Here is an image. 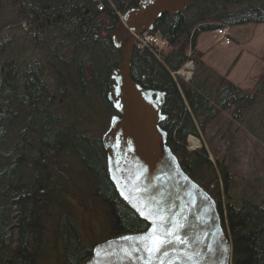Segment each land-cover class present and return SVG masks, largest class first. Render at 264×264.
<instances>
[{
    "label": "trees",
    "instance_id": "16d2710c",
    "mask_svg": "<svg viewBox=\"0 0 264 264\" xmlns=\"http://www.w3.org/2000/svg\"><path fill=\"white\" fill-rule=\"evenodd\" d=\"M111 1L120 12L138 3ZM99 3L0 0V264L84 261L93 244L84 240L78 211L91 206H107L105 239L147 228L108 178L101 135L116 114L108 94L120 57L110 37L99 36L111 18ZM258 23L264 0H190L186 10L154 23L166 50H134L130 59L133 81L165 93L166 143L217 202L231 264H264V198L235 193V160L217 157L219 143L232 142L224 115L264 137V72L254 89H243L205 64L196 40L216 28ZM188 61L191 78L176 81L171 72ZM200 135L212 151L187 149V138Z\"/></svg>",
    "mask_w": 264,
    "mask_h": 264
},
{
    "label": "water",
    "instance_id": "95a60500",
    "mask_svg": "<svg viewBox=\"0 0 264 264\" xmlns=\"http://www.w3.org/2000/svg\"><path fill=\"white\" fill-rule=\"evenodd\" d=\"M189 3L138 0L115 23L107 17L112 28L106 36L120 61L111 71L108 94L116 114L110 117L101 143L110 182L147 228L95 244L80 264H231L232 245L215 199L184 172L166 143V131L160 126L166 118L162 111L165 93L142 87L130 75L136 36L155 34L157 20L183 11ZM141 211H151V215L146 217ZM154 226L158 235L170 241L159 252H148V241L124 239L142 237Z\"/></svg>",
    "mask_w": 264,
    "mask_h": 264
},
{
    "label": "rangeland",
    "instance_id": "374dc122",
    "mask_svg": "<svg viewBox=\"0 0 264 264\" xmlns=\"http://www.w3.org/2000/svg\"><path fill=\"white\" fill-rule=\"evenodd\" d=\"M104 5L105 7L108 6V9L116 11L117 17L118 15L119 18L121 17L123 11L118 12L117 9L112 8L113 4L111 0H100L98 7ZM4 15L7 16V21L10 22L12 13L9 6L5 10ZM113 15L116 17L115 14ZM225 29L230 40L229 45H224L219 37L212 32H207L198 36L196 49L203 51V60L206 65L211 66L220 74L228 75L233 83L243 89H254V84L264 72V23L245 24L235 27L226 26ZM5 34L6 32L2 33L1 36L3 37ZM103 34L104 32H100L99 36L104 37ZM154 45L158 50L167 49L166 43L163 40H159ZM193 70V63L187 62L178 75H174V73L172 76L176 81L187 82L191 78ZM224 117L229 123V136L232 137V142L219 143L220 154L217 157L232 156V159L235 160L232 163L231 169L235 179V193L241 194L244 191L250 194L252 190L253 194L259 192L264 198V137L244 131V125L243 127L235 120L230 121L226 115ZM91 134H96V131L92 130ZM194 141L198 145L195 146L193 144ZM203 145L206 146L208 151H212V149L207 147L206 141H203L201 135L199 137L189 136L187 138V149L190 151ZM213 149L218 152V149L215 147ZM209 159L214 161V155H210L209 153ZM74 172L75 170H72L73 174ZM202 183L206 185L204 182ZM235 193L234 195L237 196ZM105 206H91V212L88 211L89 213L86 212L85 214H81L80 210L78 211L81 223L84 225V240L92 243L93 246L104 240L107 234L103 232V228H107L105 218L107 214L104 216L107 206ZM92 212L96 215L94 216ZM89 224L92 227H89ZM91 231L95 232V236ZM51 260L53 259L48 258L46 263L43 264H52ZM59 263L61 262L57 264Z\"/></svg>",
    "mask_w": 264,
    "mask_h": 264
},
{
    "label": "snow or ice",
    "instance_id": "6c2138e0",
    "mask_svg": "<svg viewBox=\"0 0 264 264\" xmlns=\"http://www.w3.org/2000/svg\"><path fill=\"white\" fill-rule=\"evenodd\" d=\"M145 207H146V205H145ZM141 215H144L146 217L150 216L151 211H147V212L141 211ZM154 225H155V221H154ZM124 239H137V240H141V241H148L149 246L146 248V250L150 253L159 252L162 247H164L166 244L170 243L169 240H167V239H165L162 236L157 234V228L155 226L142 237H135V238L128 237V238H124Z\"/></svg>",
    "mask_w": 264,
    "mask_h": 264
},
{
    "label": "built area",
    "instance_id": "2783aa9c",
    "mask_svg": "<svg viewBox=\"0 0 264 264\" xmlns=\"http://www.w3.org/2000/svg\"><path fill=\"white\" fill-rule=\"evenodd\" d=\"M102 6H99L101 9ZM215 34L222 37L225 44L229 43L228 33L225 28H218L215 30ZM159 39L156 36H151L149 34H143L137 37L136 47L139 49L148 48L147 46L151 47L152 45L156 44Z\"/></svg>",
    "mask_w": 264,
    "mask_h": 264
},
{
    "label": "flooded vegetation",
    "instance_id": "af4514ba",
    "mask_svg": "<svg viewBox=\"0 0 264 264\" xmlns=\"http://www.w3.org/2000/svg\"><path fill=\"white\" fill-rule=\"evenodd\" d=\"M107 28H108V25H104L102 28H100L98 31H99V35H100V32H104V33H107L108 31H107ZM106 35V34H105ZM104 35V36H105ZM107 37V36H106ZM104 38V37H103Z\"/></svg>",
    "mask_w": 264,
    "mask_h": 264
},
{
    "label": "bare ground",
    "instance_id": "6f19581e",
    "mask_svg": "<svg viewBox=\"0 0 264 264\" xmlns=\"http://www.w3.org/2000/svg\"><path fill=\"white\" fill-rule=\"evenodd\" d=\"M194 145H198L196 141L193 142Z\"/></svg>",
    "mask_w": 264,
    "mask_h": 264
},
{
    "label": "crops",
    "instance_id": "0c3cea01",
    "mask_svg": "<svg viewBox=\"0 0 264 264\" xmlns=\"http://www.w3.org/2000/svg\"><path fill=\"white\" fill-rule=\"evenodd\" d=\"M200 36V35H199ZM196 48H197V43H196Z\"/></svg>",
    "mask_w": 264,
    "mask_h": 264
}]
</instances>
